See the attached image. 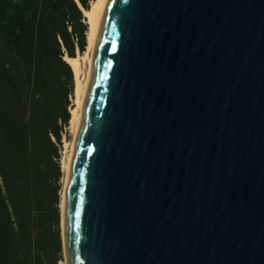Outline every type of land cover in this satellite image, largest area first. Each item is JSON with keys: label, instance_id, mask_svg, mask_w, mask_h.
<instances>
[{"label": "water", "instance_id": "1", "mask_svg": "<svg viewBox=\"0 0 264 264\" xmlns=\"http://www.w3.org/2000/svg\"><path fill=\"white\" fill-rule=\"evenodd\" d=\"M62 237L66 264H264V0H106Z\"/></svg>", "mask_w": 264, "mask_h": 264}, {"label": "trees", "instance_id": "2", "mask_svg": "<svg viewBox=\"0 0 264 264\" xmlns=\"http://www.w3.org/2000/svg\"><path fill=\"white\" fill-rule=\"evenodd\" d=\"M93 0H0V264H60V162Z\"/></svg>", "mask_w": 264, "mask_h": 264}, {"label": "bare ground", "instance_id": "3", "mask_svg": "<svg viewBox=\"0 0 264 264\" xmlns=\"http://www.w3.org/2000/svg\"><path fill=\"white\" fill-rule=\"evenodd\" d=\"M106 0H93L90 4L89 9L82 8L83 15L85 17V22L88 24V29L86 32V49L83 52L84 54L81 55L80 53L74 57L64 56L67 60L69 65L71 66L74 74L75 86H74V95L72 98V105L70 107V119H69V128L70 132L72 133V138L70 141H65L64 147L65 150L68 151L66 157H64L61 161V168L64 173L63 181H62V188L60 191V227H61V237H62V199H63V191H64V184L65 178L67 174L69 159H70V152L73 144V140L76 133L82 98L89 80V64H90V57L91 52L95 40V36L97 33V29L100 22L101 13L105 6ZM81 60H87V68L86 71L82 72V65ZM64 150V151H65ZM63 151V152H64ZM62 250H63V257H64V242L62 237ZM65 260V258H64ZM66 262V261H65Z\"/></svg>", "mask_w": 264, "mask_h": 264}, {"label": "rangeland", "instance_id": "4", "mask_svg": "<svg viewBox=\"0 0 264 264\" xmlns=\"http://www.w3.org/2000/svg\"><path fill=\"white\" fill-rule=\"evenodd\" d=\"M85 49H86V48H85ZM78 54H79V53L77 52L76 55H78ZM83 54H84V53H82L81 55H83ZM87 64H88V63H87V60H86V61H82V60H81L82 72H83V73L86 71ZM71 138H72V133L70 132V128H68L66 138H65V140H64V141L62 142V144H61V150H62L61 153L63 154V157H61L62 159H63L64 157H66L67 154H68V151L65 150L64 143H65V141H70ZM64 150H65V151H64ZM63 151H64V152H63ZM62 159H61V161H62ZM62 181H63V178H62ZM60 264H66L64 258H63V262H61Z\"/></svg>", "mask_w": 264, "mask_h": 264}, {"label": "built area", "instance_id": "5", "mask_svg": "<svg viewBox=\"0 0 264 264\" xmlns=\"http://www.w3.org/2000/svg\"><path fill=\"white\" fill-rule=\"evenodd\" d=\"M71 105H72V104H71ZM68 128H69V124H68L67 126H65L64 129H63V132H62V139H61L62 142H63V141L65 140V138H66ZM61 152H62V150H60V162H61V159H62L61 157H63V154H62Z\"/></svg>", "mask_w": 264, "mask_h": 264}]
</instances>
